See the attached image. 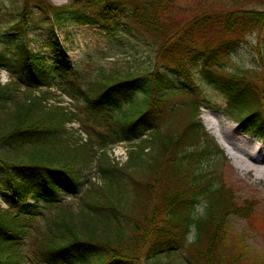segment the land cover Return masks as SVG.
I'll list each match as a JSON object with an SVG mask.
<instances>
[{
  "label": "trees",
  "instance_id": "trees-1",
  "mask_svg": "<svg viewBox=\"0 0 264 264\" xmlns=\"http://www.w3.org/2000/svg\"><path fill=\"white\" fill-rule=\"evenodd\" d=\"M178 1L70 0L57 7L22 0L11 13L26 32L39 25L38 12L52 35L98 27L113 46L142 42L155 50L174 40L177 53L165 54L167 68L145 75L115 68L88 74L64 53H27L22 36L0 50V71L13 79L0 84V168L9 193L0 208V264L241 263L226 250L227 218L252 208L236 204L215 170L225 156L198 117L201 106H211L201 93L207 87L264 144V64L251 74L225 68L264 28V10L209 8L172 22ZM53 88L81 105L50 104ZM73 123L86 137L68 131ZM119 143L130 145L122 165L108 151ZM132 169H146V179L133 180ZM135 210L140 224L130 219Z\"/></svg>",
  "mask_w": 264,
  "mask_h": 264
},
{
  "label": "rangeland",
  "instance_id": "rangeland-1",
  "mask_svg": "<svg viewBox=\"0 0 264 264\" xmlns=\"http://www.w3.org/2000/svg\"><path fill=\"white\" fill-rule=\"evenodd\" d=\"M69 1L47 0V2L57 7L64 6ZM21 2L22 0H0V50L2 51L19 45V39L22 36L25 40L23 43L27 53L48 56L55 51L64 53L72 65L84 69L88 74L91 72L92 74H97L115 68L129 74L139 73L145 75L155 74L158 70L167 68L171 64L168 57H164L165 54L167 55L169 52L173 54L177 53L176 48H172V45H170L174 40L164 47L159 42L160 44L155 47V50H151L146 43L143 44L142 42H138L139 44L132 42L127 45L118 42L113 46L108 43L105 33L98 27L74 25L64 29H54L52 35L48 29V24L45 21H41L42 19L38 12H36V9H33L36 12L34 17L36 18L35 21L40 20L38 22L39 25L30 27L31 29L26 32L24 26L15 22L11 17V13L15 11V8L20 6ZM234 7L264 10V0H179L171 8L172 13L169 17L174 22L177 19L184 20L187 17L190 18L193 16V13L198 11L201 13L209 8L228 9ZM207 35L210 36V33ZM261 60H264V28L253 32L243 47L225 59V68L230 72L240 73L243 71L251 74L252 72L260 71L262 64H264ZM12 80V77L6 71H0L1 85H6ZM202 90L203 97L212 107L206 108L201 106L198 119L207 134L214 140L225 156L223 161L215 162L213 166L221 176V180L226 182L230 187L232 195L236 199V204L240 206L248 202L252 208V211L246 213L245 217L233 215L227 218L229 233L227 235L228 244L226 243V250L230 256H237L239 254L242 258L240 264H264V176L261 179H256L254 172H244L235 167L232 159L229 158L226 151L217 143L215 137L208 129L205 121L206 112L213 111V116L211 117L213 120L216 117V122L219 121L222 126L235 124V135L240 136L239 138L242 140L240 142L244 146L245 144L246 147L254 145L260 153L264 154V145L258 137L247 133L239 124H236L234 119L229 117L225 109V101L217 92L207 87H202ZM50 92L55 98L48 101L50 104L59 101L62 106L70 109L74 108L75 104H80L69 100L68 97L62 96L55 88L51 89ZM179 119L176 118L177 121H180ZM80 126L78 123H73L68 125L67 129L69 132H77L84 138L85 134ZM129 146L123 143L113 146L108 150L110 158L119 162L120 165L124 164L127 159V153L130 150ZM150 156H147L146 160ZM139 170H129L136 178L132 177L133 180L146 179L147 170ZM90 175L95 176L93 182L95 181V184L100 185V181L97 180L98 173L96 172V167H93ZM7 178V174L0 168V208L4 210L7 208L5 200L9 195ZM84 191L85 187L80 190V194ZM72 200L68 198L66 202L77 203L76 199ZM129 204L130 200L128 199L125 211L128 210ZM150 206L146 210L148 213L151 212L154 204L152 207ZM201 210L202 207L200 206L197 212L201 213ZM134 212L130 219L134 218L140 224L141 218L137 213L139 211L135 210ZM135 225L137 223H134ZM239 234L245 236V238L241 239V243L236 239L239 237ZM188 241L192 242L191 235H189ZM243 244L245 246L244 251ZM139 256L141 257V255Z\"/></svg>",
  "mask_w": 264,
  "mask_h": 264
},
{
  "label": "bare ground",
  "instance_id": "bare-ground-1",
  "mask_svg": "<svg viewBox=\"0 0 264 264\" xmlns=\"http://www.w3.org/2000/svg\"><path fill=\"white\" fill-rule=\"evenodd\" d=\"M211 116H213V111L206 112L205 121L207 127L217 143L232 159L235 167L244 172H254L256 179H261L264 176V154L260 153L254 145L246 147V144L244 146L240 142L242 141L239 138L240 136L235 135V124L222 126L219 121L216 122V117L213 120Z\"/></svg>",
  "mask_w": 264,
  "mask_h": 264
}]
</instances>
